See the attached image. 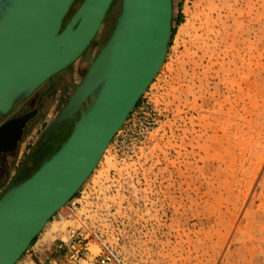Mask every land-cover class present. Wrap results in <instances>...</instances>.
Segmentation results:
<instances>
[{
  "label": "rangeland",
  "instance_id": "1",
  "mask_svg": "<svg viewBox=\"0 0 264 264\" xmlns=\"http://www.w3.org/2000/svg\"><path fill=\"white\" fill-rule=\"evenodd\" d=\"M81 1H74L72 12ZM121 1L113 0L74 62L73 85L114 28ZM171 3L172 40L125 121L131 126L126 144L116 151L113 138L69 201L76 203V221H49L41 230L35 264H66L55 246L81 222L121 264H264V0ZM54 117L52 110L26 143ZM72 128L71 120L60 122L31 147L15 179L29 178ZM12 174L0 181V195ZM90 251L91 258L99 253L96 245Z\"/></svg>",
  "mask_w": 264,
  "mask_h": 264
},
{
  "label": "water",
  "instance_id": "2",
  "mask_svg": "<svg viewBox=\"0 0 264 264\" xmlns=\"http://www.w3.org/2000/svg\"><path fill=\"white\" fill-rule=\"evenodd\" d=\"M0 0V114L77 60L113 0ZM172 0H122L112 34L46 134L73 120L69 138L0 197V264H16L91 175L164 63ZM78 113V117L75 114ZM0 129V138L7 129Z\"/></svg>",
  "mask_w": 264,
  "mask_h": 264
},
{
  "label": "flooded vegetation",
  "instance_id": "3",
  "mask_svg": "<svg viewBox=\"0 0 264 264\" xmlns=\"http://www.w3.org/2000/svg\"><path fill=\"white\" fill-rule=\"evenodd\" d=\"M73 3L69 7L68 12L63 19L61 29L64 28V26L68 23L71 15L73 14ZM70 12L71 15L69 16ZM106 16L107 14L105 15V18ZM113 29L105 39L100 49L110 38ZM88 48L89 46L85 49V51L80 55L78 59L84 56ZM100 49L89 61L86 68L79 73L77 72L78 76L80 77V81L76 85L72 84L74 74V72L72 71V66L76 61L75 60L72 64L67 66L65 70L54 74L49 80L45 81L43 84L37 87L33 91V93L25 100L15 102L6 114H0V129L5 124H8L7 129L3 133V136L0 138V181L6 179L10 173L13 174L12 177L9 178V182L12 180V178L15 179L21 169L20 166H22L24 163V158L28 150L42 140H46L48 135L55 131L56 128H54L49 134H46L57 115L61 112L63 107L68 102L75 88L84 78L89 64L95 59ZM52 110H55L54 120L47 127L45 126L46 129L44 130V132H42V134L38 138H36L33 143H26L27 139L31 138V135L33 134L35 128H37L38 126H40L41 129L44 128L46 117ZM75 117H78V113L75 114ZM71 121L73 124L74 121ZM9 182H6L5 185L1 184L2 188L4 189L5 186H8Z\"/></svg>",
  "mask_w": 264,
  "mask_h": 264
},
{
  "label": "built area",
  "instance_id": "4",
  "mask_svg": "<svg viewBox=\"0 0 264 264\" xmlns=\"http://www.w3.org/2000/svg\"><path fill=\"white\" fill-rule=\"evenodd\" d=\"M130 127L125 122L114 136V140L112 139V144H114L116 151H120L126 144ZM140 137L144 138L142 134ZM75 204L73 202L65 204L53 215L50 221L57 223L65 221L75 222ZM92 245H96L99 249V253L93 258H91L92 253L90 251ZM55 248L62 255L66 264L89 263L93 259H95L97 264H121V259L116 252L104 242L98 233L86 229L82 222L78 224V227H70L64 239L60 240ZM25 253H31V248ZM48 264H56V261L51 259Z\"/></svg>",
  "mask_w": 264,
  "mask_h": 264
},
{
  "label": "crops",
  "instance_id": "5",
  "mask_svg": "<svg viewBox=\"0 0 264 264\" xmlns=\"http://www.w3.org/2000/svg\"><path fill=\"white\" fill-rule=\"evenodd\" d=\"M48 239H49V237H47V236L42 238V240H48ZM52 239L55 240L54 238H52ZM42 244L43 243H40L39 240H37V242H35L33 247H31V253H29V255H27L26 257H24L20 264H35V262L33 261V258H35L37 256V254H39V252L42 250V248H43Z\"/></svg>",
  "mask_w": 264,
  "mask_h": 264
},
{
  "label": "trees",
  "instance_id": "6",
  "mask_svg": "<svg viewBox=\"0 0 264 264\" xmlns=\"http://www.w3.org/2000/svg\"><path fill=\"white\" fill-rule=\"evenodd\" d=\"M82 1H83V0H82ZM82 1H81V2H82ZM80 4H81V3H80ZM113 4H114V3L112 2V4L110 5V8L112 7ZM78 7H79V6H78ZM110 8H109V10H110ZM109 10H108V11H109ZM108 11H107V13H108ZM72 13H74V12H72ZM107 13H106V14H107ZM173 22H174V19H173V15H172V18H171V27H172V25H173ZM176 24H177V25L182 24L179 15H178V17H177ZM171 40H172V34H171V37H170V41H171ZM139 103H140V100L138 101V103L136 104V106H135L134 109H136V108L138 107ZM24 180H25V179H22V180H19V179L16 180V179H14V180H13V183L10 185V187L13 186V185H15V184H18V183H20V182H22V181H24ZM10 187H9V188H10ZM5 191H6V190H5ZM3 193H4V192H3ZM3 193H2V194H3ZM78 193H79V191L75 194L74 198H76V196H77ZM2 194L0 195V197L2 196ZM70 201H71V200H70ZM34 242H35V240H34ZM34 242H33V243H34ZM33 243H32V244H33ZM32 244H31V245H32Z\"/></svg>",
  "mask_w": 264,
  "mask_h": 264
}]
</instances>
